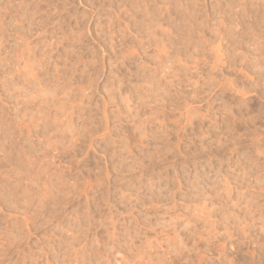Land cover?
<instances>
[{
    "label": "rangeland",
    "instance_id": "374dc122",
    "mask_svg": "<svg viewBox=\"0 0 264 264\" xmlns=\"http://www.w3.org/2000/svg\"><path fill=\"white\" fill-rule=\"evenodd\" d=\"M0 264H264V0H0Z\"/></svg>",
    "mask_w": 264,
    "mask_h": 264
}]
</instances>
